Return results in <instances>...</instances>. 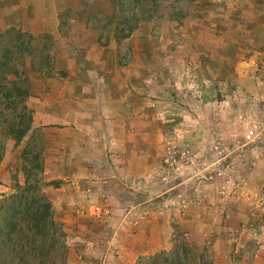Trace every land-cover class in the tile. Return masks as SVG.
<instances>
[{"label":"rangeland","instance_id":"rangeland-1","mask_svg":"<svg viewBox=\"0 0 264 264\" xmlns=\"http://www.w3.org/2000/svg\"><path fill=\"white\" fill-rule=\"evenodd\" d=\"M34 1L35 20L23 23L25 31L34 36L33 49L24 53L16 66L29 83L33 98L29 97L27 103L36 114V126L20 145H13L14 140L6 134L3 123L13 112L5 109V114H0V154L3 155L0 201L16 191L17 182H25L22 152L29 142L32 148L42 150L46 182L55 180L62 186L63 177L68 174L77 175L82 166L93 168L92 165L65 163V130L72 121L66 113L75 114L73 122L79 125L89 115L87 110L81 111V107L96 103L97 93L96 98L101 101L105 96L99 92H111V80L104 85L97 82L102 74L111 79L118 68L116 57L112 62L109 58L112 53L106 49L112 45L121 47L117 60L122 68L129 60L127 47L146 44L159 55L155 59L162 60L161 67L154 62V71L168 81L164 93L177 98L176 103L171 102V107L211 111L204 117L197 115L198 124L188 119L190 126H178L183 128V143L204 147L213 139L226 142L235 164L230 172L235 176L244 175L245 184L240 185L241 179L233 180L235 184L227 180L231 190L224 200L219 189L225 180L219 178L210 186L213 188L209 193L215 196L213 203L209 204L205 198L200 206L192 205L194 219L188 213L190 208L181 214L172 206L175 190L173 194L165 193L168 187L157 176L161 169L159 146L153 151L155 164L135 182L122 179L118 185L104 183L109 169L108 165H101L89 182H81L82 187L95 185L97 194L94 196L83 191L69 196L63 187L60 190L56 184H46L44 190L54 206L65 242L66 264H149L151 256L163 253L180 257L185 264H264V247L258 242L264 240V213L250 206L252 199L264 194V49L255 66L254 61L249 64L251 61L246 59L253 55L226 48V66L217 61L216 68H202L204 78L212 75L215 82L210 85V94L205 93L199 101L207 85L201 83L198 70L176 67L172 61L163 59L174 52L176 45L192 43L191 29L198 25L190 16L196 14L197 6L207 3L195 4L191 0ZM262 41L264 44V37ZM203 42L207 43L202 38ZM107 54L108 61L106 58L100 63V57ZM46 55H50L49 64L40 65ZM134 58L141 62L140 58ZM33 62L36 67L41 66L42 71H34ZM113 69L116 70L113 72ZM60 71H67V75L59 74ZM75 78L92 82L71 80ZM196 87L201 92L198 93ZM70 108L73 111H69ZM99 115L100 112H92V116L99 118ZM254 125H262L258 136L247 140L245 135ZM167 137L177 138L175 130L163 140ZM76 145L73 147L79 152V142ZM82 204L99 207L98 213L82 211ZM144 210L149 214L139 224L149 220L150 232L145 235L151 240L142 241L144 249H136L134 253L138 254L130 255L132 246L123 241L128 239L129 230L138 225L135 220Z\"/></svg>","mask_w":264,"mask_h":264},{"label":"crops","instance_id":"crops-1","mask_svg":"<svg viewBox=\"0 0 264 264\" xmlns=\"http://www.w3.org/2000/svg\"><path fill=\"white\" fill-rule=\"evenodd\" d=\"M191 1L195 4L207 3L205 6H197L196 14L193 13L194 15L190 16L197 20L196 24L198 25V27L191 29V34L194 37L192 43L176 45L174 52H171V55L163 60L165 61L167 58L169 62L172 61L173 63L170 65L176 67L198 70L201 83L207 85L204 94L199 99L202 101L205 93L210 94V85L215 82L212 75L204 78L202 68H216L217 61L219 64L223 62V67L226 66L224 55L227 54L228 48L233 47L236 53L253 55L246 59L251 61L249 64L252 61H254L255 66L258 64V56L264 49L262 41L264 37V1ZM36 7L34 0H0V34L10 25H15L25 31L23 23L28 19L35 20ZM236 17H238L237 20H235ZM201 37L207 43H201ZM155 49L159 50L160 47H155ZM108 50L112 53L111 57L109 56L112 62L116 57L118 68L117 70L113 69V72L115 70L116 72L113 73L111 79L102 74L97 78V82L104 85V82L111 80V92L101 91L99 93L103 97L105 96V99L98 100L96 98L97 93L94 99L96 103H90L89 106L86 103L85 108L84 106L81 107V111L86 112L87 110L89 115L86 116L87 120L79 123V125L73 122L75 114L66 113L72 121H69L70 125L65 130L67 132L64 143V148L67 150L65 163L93 166V168L82 166L78 171L79 174L72 173L63 177L65 182L62 186L59 185V189L61 190L63 187V190L66 191L65 194L69 196L81 191L90 192L89 196L97 194L95 185L82 187L81 182L91 178L101 165L104 167L108 165L107 168L109 169L108 177L104 179V183H117L116 185H118L122 179L135 182V179L145 176L151 166L155 164L152 162L153 151L158 146L162 149L164 137L169 132L173 133L180 125L190 126L191 124L187 122L188 119L198 124L197 115L204 117L207 113L188 108L171 107V102L176 103L177 98L170 93H164L168 81L157 71H154V62L160 66L159 62L162 60L155 59L159 55L155 50L153 52L151 46L145 44L127 47L126 52L129 60L122 68H120L121 64L117 60V55L121 53V47L112 45L110 49H106V51ZM107 56L108 54L101 56L100 63L106 58L108 61ZM133 57L140 58L141 62L135 58L132 59ZM244 70L249 71V69ZM245 79L248 78L245 77ZM71 80L78 83L92 82L88 79L82 81L75 78ZM30 97L33 98V95ZM69 111H73L72 108ZM93 111L100 112L99 118L92 116ZM207 114H211V111ZM33 117L32 129L36 126V114L34 112ZM91 117L93 118L91 119ZM209 126L207 125V127ZM170 129L174 130L170 131ZM11 142H13L11 144H15V140ZM77 142H79V152L73 147V145H78H76ZM66 182L68 183L66 184ZM212 188L208 187L205 190L196 205L203 204L205 198L209 204L214 202L215 196L211 192L209 193ZM211 207L209 206V208ZM211 209L214 210V207ZM194 211L195 207L190 206L188 213L193 219L192 213ZM198 214L195 218H198ZM184 221H182L183 225ZM149 225L148 220L147 223L144 221L143 224L136 225L132 230L128 228V239L122 241L132 246L130 255L138 254L134 253L136 249H144L145 244H142V241L151 240L150 238L147 239L145 235V233L150 232ZM163 242L165 240L162 241V244Z\"/></svg>","mask_w":264,"mask_h":264},{"label":"trees","instance_id":"trees-1","mask_svg":"<svg viewBox=\"0 0 264 264\" xmlns=\"http://www.w3.org/2000/svg\"><path fill=\"white\" fill-rule=\"evenodd\" d=\"M33 39L31 33L15 26L0 34V114L4 115L5 109L13 112L3 123L16 145L29 135L34 122L33 110L27 103L32 92L16 66L23 54L33 49ZM49 58L46 55L40 65L49 64ZM32 67L42 71L34 62ZM59 74L66 76L67 71ZM22 158L24 184L17 182L16 191L0 201V264H66L65 242L54 206L44 190L46 184L59 186L60 182L45 181L42 150L32 148L30 142L23 149ZM149 264L185 263L180 257L163 253L151 256Z\"/></svg>","mask_w":264,"mask_h":264},{"label":"built area","instance_id":"built-area-1","mask_svg":"<svg viewBox=\"0 0 264 264\" xmlns=\"http://www.w3.org/2000/svg\"><path fill=\"white\" fill-rule=\"evenodd\" d=\"M195 90L198 93L201 92L197 87ZM261 127L262 125H254L250 128L245 135L246 139L254 140ZM175 134L177 138L167 137L163 140L161 169L157 176L168 187L165 193L173 194V190H175L172 206L176 211L185 214L190 206L196 205L205 190L214 185L219 178L225 180L219 189L224 200H227L231 190L227 180L234 183L233 180L241 179L240 185L244 186V175L235 176L230 172L234 169L235 164L231 147L226 142L213 139L201 147L194 143H183L182 127H177ZM250 206L252 209L264 213V194H259L252 199ZM81 209L82 211L92 210L94 214H97L99 207L83 204ZM148 214V210L141 211L135 222L139 224L140 220L145 219ZM259 231L261 234V230ZM258 242L263 248L264 240L259 239Z\"/></svg>","mask_w":264,"mask_h":264}]
</instances>
